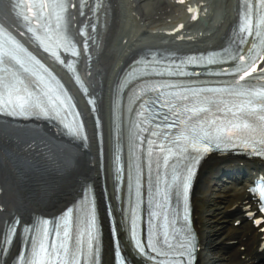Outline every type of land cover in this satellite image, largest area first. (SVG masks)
Segmentation results:
<instances>
[{
    "label": "snow or ice",
    "instance_id": "snow-or-ice-1",
    "mask_svg": "<svg viewBox=\"0 0 264 264\" xmlns=\"http://www.w3.org/2000/svg\"><path fill=\"white\" fill-rule=\"evenodd\" d=\"M180 2L183 3V0ZM103 3L104 0H92L89 6V0H14L11 9L21 26L19 36L33 42L54 61L74 72L75 61L65 64L61 58V53L71 57L80 55L70 29L75 26L77 16L84 17L85 21L98 19ZM240 4L242 16L235 29L236 49L190 57L187 61L195 65L234 61V67L216 73L233 77L226 86L198 88L145 82L135 93L140 101L136 112L140 119L134 125L136 131L132 133L129 143L133 152H142L144 169L156 170V191H163L164 196L157 201V210L150 212L147 221L149 228L156 231L146 230L145 239H139L134 210L129 211L126 226L133 247L142 256L155 253L149 258L156 264H191L194 258L196 245L191 237L180 238L176 222L169 219L166 198L167 190L175 186L182 190L187 199L194 174L192 164L198 163L199 158L213 146L219 148L220 142L240 143L256 154L264 155V89L256 91L245 87L246 78L257 71L259 60H264V0H240ZM86 8L90 15H86ZM188 11L193 12V9L189 7ZM192 19L196 20L197 15L194 14ZM89 27L92 32L96 31L95 23L89 25L86 22L78 30V34L85 37V52L90 39ZM249 37L253 42L244 53L243 46L248 43ZM261 71L264 72V69ZM145 72L163 76L172 74V69L158 71L155 66H146ZM76 79L79 82V78ZM83 91L87 94L86 88ZM152 93H155L154 98L150 95ZM209 94L218 99H210ZM89 104L93 105L95 111L94 100L90 99ZM74 107L71 97L52 72L7 28L0 25V113L13 117L37 115L54 118L67 129L65 120L69 116L79 117L78 112L72 111ZM212 109H216L220 115L215 119H205ZM220 116L229 119L221 122ZM81 130L82 125L69 129L70 134L78 137ZM145 132L148 133L147 137L144 136ZM188 159L192 163L181 169L180 165ZM142 171L136 173L137 190L140 188L139 176ZM113 174L119 185L123 168L118 151L113 157ZM129 175L131 178V171ZM108 214L111 218L110 208ZM183 219L187 222L188 216L185 215ZM19 223L17 219L9 225L6 243L12 242ZM259 223L261 221L258 220ZM23 232L29 233L28 247L20 252L18 264H89V261L99 264L100 225L90 186L84 190L81 199L65 209L59 217L52 220L39 218L33 224L25 225ZM111 232L115 242L116 264H125L116 239L114 219L111 221ZM146 247L148 252L145 251Z\"/></svg>",
    "mask_w": 264,
    "mask_h": 264
},
{
    "label": "bare ground",
    "instance_id": "bare-ground-1",
    "mask_svg": "<svg viewBox=\"0 0 264 264\" xmlns=\"http://www.w3.org/2000/svg\"><path fill=\"white\" fill-rule=\"evenodd\" d=\"M143 1L135 0L137 4L135 10L138 15L146 19L148 24L150 18L147 17L152 15L151 18H153L156 14L151 11L146 12L145 9L150 8L151 1ZM224 1L221 0L219 3L225 7L222 15L227 13L223 17V24L217 32L211 34L210 38L194 46L211 41L212 38L224 33V27L233 16L228 9L232 0H228L226 5L228 7L225 6ZM122 3V0H115L112 3V17L121 12ZM154 8L155 11L164 10L163 4L160 3L154 5ZM104 14L107 15V12ZM208 32L212 33L211 30L204 31V33ZM188 46L192 47V45ZM18 137L21 143L17 149L14 152L7 151L6 159L0 161V163L6 162L5 167L9 163L5 176L0 175L5 192L2 203L6 209L4 213H0V233L4 221L14 215L26 221L32 213L46 216L57 213L78 195V190L84 182H95L98 179L97 171L89 167L90 159L86 155L74 156L70 152L55 149L48 146V142H43L42 136L33 133H22ZM208 162L201 169L194 193V214L197 216L198 233L201 243L208 248L209 252L221 245L224 249L222 255L210 256L208 264H237L241 255L239 247L231 246L227 251L229 247L226 244L238 241L240 229L235 230L230 227L231 224L229 225L228 222L231 216H228L227 212L241 196L243 189L247 187V181L238 182L226 178L223 174L226 164L217 161ZM88 174L92 176L95 174V178L92 179V176L89 177ZM79 179L82 183L78 181ZM232 183L235 184L232 185ZM223 184H228L230 187L222 188ZM108 250L107 248V256L103 264H111Z\"/></svg>",
    "mask_w": 264,
    "mask_h": 264
},
{
    "label": "rangeland",
    "instance_id": "rangeland-1",
    "mask_svg": "<svg viewBox=\"0 0 264 264\" xmlns=\"http://www.w3.org/2000/svg\"><path fill=\"white\" fill-rule=\"evenodd\" d=\"M211 253V255H219V253L217 252V251H215V252H210ZM207 255H209V254H207Z\"/></svg>",
    "mask_w": 264,
    "mask_h": 264
}]
</instances>
